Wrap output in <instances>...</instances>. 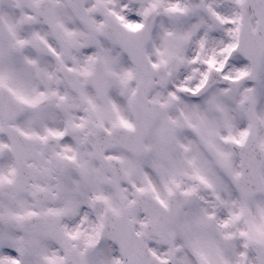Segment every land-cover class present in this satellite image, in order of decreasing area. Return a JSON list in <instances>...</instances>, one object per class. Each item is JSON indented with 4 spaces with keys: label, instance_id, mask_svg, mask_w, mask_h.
Segmentation results:
<instances>
[{
    "label": "snow or ice",
    "instance_id": "snow-or-ice-1",
    "mask_svg": "<svg viewBox=\"0 0 264 264\" xmlns=\"http://www.w3.org/2000/svg\"><path fill=\"white\" fill-rule=\"evenodd\" d=\"M0 264H264V0H0Z\"/></svg>",
    "mask_w": 264,
    "mask_h": 264
}]
</instances>
